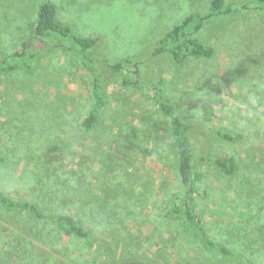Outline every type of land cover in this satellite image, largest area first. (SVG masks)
<instances>
[{
    "label": "rangeland",
    "instance_id": "1",
    "mask_svg": "<svg viewBox=\"0 0 264 264\" xmlns=\"http://www.w3.org/2000/svg\"><path fill=\"white\" fill-rule=\"evenodd\" d=\"M42 1L56 4L61 22L95 37L93 55L114 62L157 42L190 13L204 12L210 0H0L2 54L33 35ZM230 2L238 17L208 39L213 57L181 65L164 57L142 61L139 77L128 72L137 85L114 82L106 90L92 131L82 126L94 103L92 77L62 39L53 40L60 47L42 50L31 74L0 73L1 146L10 159L1 169L11 195L53 214L76 213L79 204L111 209L83 218L94 229L95 247L55 223L0 209V264H264V227L255 221L264 217V10ZM28 45L41 49L35 41ZM152 84L206 129L244 134L209 148L235 158L234 174L197 163L203 196L194 201L215 238L243 242L244 259L205 251L178 221L165 218L172 198L186 191ZM235 219L244 220V230Z\"/></svg>",
    "mask_w": 264,
    "mask_h": 264
},
{
    "label": "trees",
    "instance_id": "2",
    "mask_svg": "<svg viewBox=\"0 0 264 264\" xmlns=\"http://www.w3.org/2000/svg\"><path fill=\"white\" fill-rule=\"evenodd\" d=\"M244 8L258 7L264 10V0H239ZM230 0H210L204 12H193L182 21L175 24L157 42L137 53L110 62L105 56H95L92 51L95 47L93 38L74 29L73 25L61 22L57 18V6L53 1H42L39 6L37 19L31 24L32 36L24 41L13 54L4 55L0 52V73H14L24 71L33 72V65L39 60L42 50L58 48L53 40L62 39L75 57L92 77V96L94 103L82 120L85 130H94L100 121V113L106 106V90L112 83L124 86L137 85V77L130 75L129 69L139 77V64L154 57H164L165 61L173 65H181L187 59L194 57L211 58L215 50L209 43L210 36L225 29L238 15L234 12V4ZM215 25L214 30L209 24ZM59 38V39H58ZM36 42L41 49L31 50L29 42ZM45 48V49H43ZM152 95L157 109L169 120L171 142L176 154V168L180 181L186 193L172 198V203L165 210V218L176 220L179 225L192 235L209 253L218 254L228 261L244 259V249L239 243H227L215 238L207 228L201 214L196 209L195 199L203 196L199 190L198 181L201 171L197 163L209 165L227 175L237 170L234 157L210 152L209 148L216 142L235 143L244 138L239 130H230L223 127H206L199 120L191 118L185 112L179 100L168 94L163 87L152 84ZM205 145V148L203 149ZM206 150V151H205ZM10 163L9 157L1 146L0 137V209L9 213H21L39 222H52L63 231L73 234L84 240L90 247H95L94 229L83 219L96 218L100 214L109 213L99 205L79 204L74 209L76 213L53 214L45 211L31 200L15 198L4 184L2 166ZM56 205V208H62ZM94 220V219H93ZM264 227V217L255 220ZM233 224L244 230V220L235 219ZM254 227V226H253Z\"/></svg>",
    "mask_w": 264,
    "mask_h": 264
}]
</instances>
